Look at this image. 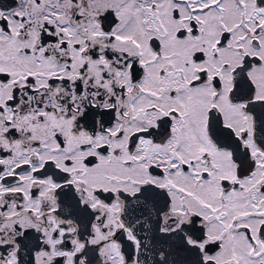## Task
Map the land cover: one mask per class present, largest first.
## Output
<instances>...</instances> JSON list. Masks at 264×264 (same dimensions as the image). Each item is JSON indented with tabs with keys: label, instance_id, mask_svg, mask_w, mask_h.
Listing matches in <instances>:
<instances>
[{
	"label": "snow or ice",
	"instance_id": "obj_1",
	"mask_svg": "<svg viewBox=\"0 0 264 264\" xmlns=\"http://www.w3.org/2000/svg\"><path fill=\"white\" fill-rule=\"evenodd\" d=\"M0 264H264V0H0Z\"/></svg>",
	"mask_w": 264,
	"mask_h": 264
}]
</instances>
